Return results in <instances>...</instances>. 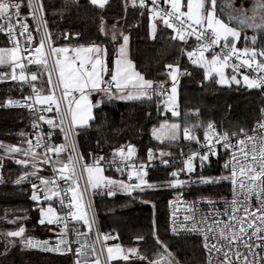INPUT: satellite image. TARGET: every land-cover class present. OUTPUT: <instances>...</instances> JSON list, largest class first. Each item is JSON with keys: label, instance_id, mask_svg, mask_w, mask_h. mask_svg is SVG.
I'll use <instances>...</instances> for the list:
<instances>
[{"label": "snow or ice", "instance_id": "snow-or-ice-1", "mask_svg": "<svg viewBox=\"0 0 264 264\" xmlns=\"http://www.w3.org/2000/svg\"><path fill=\"white\" fill-rule=\"evenodd\" d=\"M70 4L78 6V0H69ZM88 3L95 8L104 10L109 0H88ZM22 6L25 0H0V33H3L12 47H0V66H7L10 71L0 72V81L12 80L22 83L35 82L38 75L35 72H28L27 65H43L48 73L49 94L44 95L35 83L30 87L34 96H25L23 100L7 99L0 107H26L34 115L41 113L38 119L32 121V128L35 132V143L32 139L25 138L23 144L5 145L0 142V149L3 156H0V168L3 167L5 157L23 170L13 181L20 185L29 178H32L31 199L40 201V192H43L45 202L57 198L62 206L67 207L65 215L58 214L57 210L48 203L47 208H41L38 223L42 226L56 225L60 232L55 244L49 240H38L26 235V229L21 224L15 230L0 232L4 238V252L6 255L10 247L17 244L22 249H39L44 252L65 254L72 252L69 232L76 235L75 243L79 245L75 249L76 259L74 264H101L99 255L95 249V243L89 244L87 239L83 243L81 236L87 237L91 232L95 219L90 218L85 208L84 197L87 190L107 189L106 195L113 196L117 189L128 192L134 190L140 192L146 189H154L157 185L149 183L146 179L148 173L146 168L152 165L157 158L152 148L147 150V162L140 164H123L127 168L128 180L135 177L136 183H126L123 180H115L105 176L101 161L104 157H95L94 164L81 162L82 155L73 160L70 155L67 162L60 160V155L66 151L70 135L79 126L88 125L94 119L93 109L99 107L105 100L119 99L125 101H151L153 97L159 99L165 111H170L173 117L179 115L177 103V85L179 76L190 75L187 70H181L178 64H166V75L172 84L170 90L165 88V81L154 82L146 79L145 76L136 70V67L128 56L129 36L119 31L117 24L108 28L103 16H100L98 31L105 37H109L118 47L116 55L111 62L107 61L108 50L95 42L77 47H53L51 34L47 32V21L43 20L44 6L41 0H27V15L37 23V31H40L41 24L45 28L38 46L34 48L33 59H27L24 53L33 55L30 46L33 42V35L29 31L27 16L22 15ZM139 9L143 16L145 10L148 14L149 36L155 38L158 26L162 25L171 30L172 41L188 44L189 40L195 41L191 51L182 49L192 65L203 70V79H210L221 86L240 85L241 79L237 78L242 68L254 72L256 75H242V81L247 89H260L264 93V47L257 49L258 36L264 39V0H251L247 6L242 2L237 6L235 0H124L125 12L128 7ZM219 13V14H218ZM225 16L227 19L222 18ZM233 23L238 27L232 26ZM251 29L253 34L243 36L246 46L237 47L241 40V33ZM21 38L25 46H21ZM67 39V35L65 36ZM50 49V55L54 58L53 69H48V54L45 52V45ZM250 45V46H249ZM219 49V51H217ZM207 54V55H206ZM233 58L239 63L233 62ZM27 60V64H25ZM231 68V75L226 74V69ZM58 74L57 87L61 95H55L52 85V73ZM96 94L100 99L92 102L90 97ZM31 101V103H29ZM65 104L66 111L61 113V105ZM47 105V107H42ZM55 106L59 124L53 119H46L43 112L52 111ZM159 107V105H158ZM198 113V110H197ZM150 115V113H149ZM70 117V124L66 130L65 119ZM46 123L49 129L59 127L64 134L65 143L52 144V131L47 136L40 131V123ZM204 128L203 141L196 134L197 128ZM181 131L183 139L190 143L199 145L198 150L182 160L183 167L169 173L172 179L166 182L171 188H184L189 184H217L220 181H228L231 185V199L222 198L213 200L202 197L187 204L184 208L182 219L174 212L170 219V230L174 236L182 233L195 234L201 237V247L205 253L204 264H264V107L260 109V117L249 130L240 127L233 131H218L214 123L209 121L206 126L200 123L185 125L181 129L180 123L163 120L159 126H153L152 137L163 144L165 141L174 142L180 138ZM21 137H25L23 132ZM218 147L223 148L228 158L224 161L223 168L226 175L219 177L204 176L203 168L209 162L210 156H217ZM202 149V150H201ZM39 150V151H38ZM75 152V145H73ZM136 155V148L132 144L126 147L121 146L113 152V163L115 158L120 161H129ZM172 155L170 152L159 150L161 164L169 165V160L163 159ZM22 157V158H17ZM199 162L201 174L191 179L190 174L196 171V162ZM81 165V172L78 175L77 165ZM47 165L52 168L60 180L70 181L65 189L71 192V199L65 205V199L61 198V189L55 178L39 175ZM117 166V171H122ZM189 174V179L179 178L180 173ZM86 174V189L79 188V180ZM39 180V186L34 182ZM0 182L3 177L0 176ZM147 203L148 201H144ZM170 204L180 203L178 196L176 201ZM206 205L207 211L202 210L200 205ZM18 217L9 220L8 223H16ZM83 222L88 233L78 232L75 228L69 229L70 222ZM152 235L157 250L152 257L140 253L138 248H123L120 244L106 246L104 264H111L112 261H129L135 258L143 264H181L178 257L170 250L167 242L157 235L155 220H153ZM108 235L103 236V241L110 239ZM143 240L142 236L136 237ZM94 257V259H90Z\"/></svg>", "mask_w": 264, "mask_h": 264}, {"label": "trees", "instance_id": "trees-1", "mask_svg": "<svg viewBox=\"0 0 264 264\" xmlns=\"http://www.w3.org/2000/svg\"><path fill=\"white\" fill-rule=\"evenodd\" d=\"M44 6L43 18L47 21V32L51 34L53 47L87 46L95 42L107 48V60L116 55L115 45L109 37L98 31L100 16L107 24H117V28L129 36V58L136 70L146 79L154 82L165 81L168 86L166 64H177L180 59L181 70H187L190 75H181L177 85L178 109L180 117H173L164 110L157 97L151 101L107 102L101 104L93 111L94 119L89 126L77 129L76 140L79 153L84 157L83 163L94 164L95 157H104L109 160L113 152L121 146L132 144L136 148V160H142L148 148H152L159 157V150L170 152V158L179 151L187 148L182 143L183 133L174 142L165 141L161 144L151 135L153 126L167 119L169 122L180 123L181 129L185 125L200 123L206 126L211 121L218 131H233L240 127L250 129L259 119V108L264 105V96L257 89H246L242 86L221 87L215 80L203 79V70L192 65L180 42L170 39L171 30L158 26L155 38L149 36L148 14L145 10L143 16L139 9L130 6L125 12L124 0H109L104 10L91 6L87 0H78V6L70 4L69 0H41ZM26 3L24 11H27ZM237 26V25H236ZM253 34L251 29L242 31L241 40L237 47L246 46L243 36ZM67 35V39L65 36ZM4 43L0 38V44ZM193 45L191 40L186 50ZM250 46V45H249ZM257 49L264 47V39L258 36ZM182 52V54H181ZM37 73L36 86L46 90V82ZM229 75L230 71L227 69ZM26 96L25 83L19 81H0V105L7 99L23 98ZM159 105V107H158ZM198 110V113H197ZM150 113V115H149ZM32 118L25 110L0 107V142L5 145H18L23 147V140L30 134ZM23 132L25 137H21ZM204 128H197L196 134L203 136ZM0 149V156H3ZM66 160V155L61 156ZM182 163H169V165H153L148 169L149 183H165L170 180L169 173L176 168H182ZM23 169L7 157L3 160L0 174V232L15 230L21 224L25 229H33L30 236L46 237L56 234L50 226L38 223L39 212L31 199L32 190L29 181L16 185L13 181ZM106 175L124 176L117 170H105ZM196 173L201 174V168L196 165ZM203 175L219 176L226 171L217 161L209 160L202 171ZM180 179L184 180L181 172ZM226 185V184H225ZM223 181L217 184H189L184 188H171L163 186L137 192L131 195L115 193L106 195L107 190H94L91 192L94 209L97 215L101 232H113L117 235L121 246L125 249L137 246L140 253L152 257L158 246L152 235L153 220L157 235L167 242L170 250L178 257L181 264H204L205 254L196 239L175 238L168 234L166 202L174 196L183 194L187 197L214 195L219 193L220 187H225ZM144 201H148L145 203ZM17 219L16 223H8ZM46 230L50 234L43 235ZM43 231V232H42ZM41 234V235H39ZM142 236L144 239L138 243L134 240ZM5 241L0 236V253L4 252ZM0 264H71L68 255H52L37 252H25L17 244L10 247L6 255H0Z\"/></svg>", "mask_w": 264, "mask_h": 264}, {"label": "built area", "instance_id": "built-area-1", "mask_svg": "<svg viewBox=\"0 0 264 264\" xmlns=\"http://www.w3.org/2000/svg\"><path fill=\"white\" fill-rule=\"evenodd\" d=\"M25 3H27V0H25ZM27 12H28V10L24 11V6H22V15L27 16L26 22L29 24V31L31 32V34L34 37L32 45L30 46V49L33 50V55H29L28 52H25L24 55H25V57H27V59H33V57H34V48L36 46H38L39 41H40L42 35L45 32V28L41 24L40 31L38 32L37 31V23L32 20L31 16L27 15ZM43 20H44V18H43ZM0 38H3V40H4V43L0 44V47H9L10 48V47L13 46L11 43L8 42L7 37L3 33H0ZM190 41L191 40H189V42ZM192 41H193V45L191 46L190 50H187V51H191L192 48L195 46V41L194 40H192ZM180 44L183 47V49H186L187 44L185 45L183 42H180ZM21 46L22 47L25 46L23 38H21ZM217 51H219V49H217ZM45 52H46V54H48V69L51 70L54 67V58L50 55V49L48 48L47 44L45 45ZM181 54H182V52H181ZM24 62H25V64H27V60H25ZM233 62L239 63V61H236L235 58H233ZM177 64L180 66V64H181V60L180 59L177 61ZM39 66L41 67L42 70H44L45 82L47 84L48 73H47V71H45V68H44L43 65H39ZM27 70H28V72H35V73H37L39 71V69L36 67V64L27 65ZM228 70L230 71L229 75L233 74L231 68H228ZM3 71H10V69L7 66H0V72H3ZM242 73L243 74H248L250 76L256 75L254 72H251L250 70L244 69V68H242L240 70L239 74H242ZM6 81H8V80H6ZM57 81H58V74L55 71H53V73H52V85H53V88L55 89V95L57 97H59L61 95V92H60V89L57 87ZM31 83H34V82L29 81V83H25L26 96H34L35 95L32 92V89L30 87ZM164 87L168 89V86H164ZM37 88L41 89L38 86H37ZM257 90L264 96V93H262V91L260 89H257ZM42 93L44 95H47V94H49V90H48V92H44L42 90ZM153 98H155V96ZM13 100H21L22 101L23 98H13ZM29 103H31V101H29ZM42 107H47V105H43ZM66 107L67 106L65 104L61 105V113H64L66 111ZM261 107H264V105L261 106ZM261 107L259 108V117H260V109H261ZM9 108L25 110L28 114H30V116L32 118V121L34 119H38V116L41 114V113H36L34 115L26 107H23V108L22 107H9ZM178 111H179V109H178ZM42 114L45 116L46 119H53L56 124H59L60 118H58L57 115H56L55 106L52 107V111L43 112ZM179 117H180V111H179V115L177 116V118H179ZM39 123H40V131L45 135V137L47 136V133L49 131H52V138H51V141H50L52 144H63V143H65L64 134L60 131L59 127L55 128V129H49V126L46 123H43V122H39ZM69 124H70V117L68 119H65V122H64V127H65L66 130L68 129ZM76 132L77 131L75 129L72 132V134L70 135L69 140L67 141L68 147H67V149L65 151L66 162L68 161V158H69L70 155L72 156L73 160H75L77 158V156L80 155L79 148H78V145H77V140H76ZM27 138L32 139L33 143H35V132H34V130L32 128V123H31V127H30V134L28 135ZM200 139H201V141H203V136H201ZM182 143L187 148L186 150L179 151L178 153H176V155H174V156H172L170 158H163V159L169 160V163H175V162L182 163V160L184 158H186L190 154V152L198 150L200 148V146L196 145L195 143H190V142L185 141L183 139V136H182ZM73 145H75V152H73ZM23 147H26V145L23 144ZM227 158H228V156L225 153L224 149L218 147L217 156H210L209 160L217 161L219 163V165L223 168L224 161ZM112 161H113V157L111 159H109V160L101 161V165H102V167L105 170H116L118 165L122 167L123 164H137L138 165V164H140L142 162L146 163L147 162V151H146L145 156H144V158L142 160H136V157L134 156L129 161L122 162V161H120L119 157L115 158V163H113ZM81 164H83V162H81ZM153 165H163V164H161L159 158H156L152 162L151 166H153ZM196 165H199L198 161L196 162ZM151 166L146 168L147 173H148V169ZM177 169H180V168H176L174 170H177ZM0 170H1V168H0ZM76 171H77V174L79 175L80 172H81V165L80 164L77 165ZM119 172H121L123 174L124 180L127 183H131V184H135L136 183L135 177H133V179L131 181L128 180V176H127L128 169L127 168L122 167V171H119ZM226 174H227V171H226ZM39 175H43L45 177L55 178L56 179L57 185L61 189V198L65 199V205H67L69 200L71 199V192H67V191H65V189L68 187V184L70 183V181L60 180L58 175L53 172L52 168L47 166V165L44 166V170L41 171L39 173ZM0 176H1V174H0ZM146 179L149 181V176L148 175H147ZM31 181H32V179L30 180L29 186H30L31 190L33 191L32 187H31ZM34 182L39 186V180H35ZM221 182L222 181H220V183ZM223 184L224 185L226 184L225 187L224 188L220 187L219 193L214 194V195L187 197V196H185L183 194H179V195H174V196L170 197L167 200V202H166L168 234L171 237H175V238L196 239L200 243V246H201V237L198 236V235L182 233L180 236H174L171 233V230H170V219L172 218V214L174 212L177 214V216H179L180 219H182L183 213H184V208L187 206V204L192 202V201H194V200H199L202 197L211 198L213 200H218V201L221 200L222 198L231 199V185H230V183L228 181H223ZM79 188L81 190H85L86 189V175H84L83 179L79 180ZM40 195L42 197V199L40 201H33V203H34V205H35V207H36V209L38 210L39 213H40V209L42 207L43 208H47L48 203L52 204V206L57 210L58 214L65 215L67 213V207L62 206L59 203V200L57 198L54 197L53 201L45 202L43 200V192H40ZM178 196L180 197V203H173V204L169 203L170 201H176ZM84 203H85V208H86V211L88 212L89 217L95 219V224L93 225L91 232L88 233V230L82 224L74 223V222H70L69 223V229L75 228L78 232L88 233L87 237H85V236H81L80 237L81 243H83L85 241V239H87V242L89 244H92L93 242L97 241V237L99 236L100 239H101V242L95 243V249H96L97 254L99 255V258L101 260V264H104L107 254H106V251H104L102 249L101 245L104 244L106 246H114L116 244H120V242H119V239H118V237H117V235L115 233H113V232H110V233L101 232L100 227H99V223H98V219H97V215H96V212H95V209H94L93 199H92V195H91V191L90 190H87V192H86V195L84 197ZM200 207L204 211L208 210L206 205L201 204ZM50 227L53 228L56 231V234L50 235V236H46V237H35V236H32V237H34V238H36L38 240H49V242L54 245L56 240H57V238H58V234L60 232V227L56 226V225H52ZM104 235H108L111 238L108 239L107 241H103L102 238H103ZM68 239L70 241V246H71L73 251L65 253V254L53 253V252H44V251H40L39 249H22V248L21 249L24 250L25 252H37V253L52 254V255H68L70 257V263L74 264V261L76 259L75 249L77 247H79V245L77 243H75L76 235L73 232H71V231L69 232ZM90 259H94V257H90ZM111 264H143V262H141V261H139V260H137L135 258H131L127 262L122 261V260L121 261L114 260V261L111 262Z\"/></svg>", "mask_w": 264, "mask_h": 264}, {"label": "rangeland", "instance_id": "rangeland-1", "mask_svg": "<svg viewBox=\"0 0 264 264\" xmlns=\"http://www.w3.org/2000/svg\"><path fill=\"white\" fill-rule=\"evenodd\" d=\"M218 2H219V0H218ZM242 2V0H235V4L238 6L240 3ZM243 2L245 3V5L247 6L249 3H251V0H243ZM219 14V13H218ZM222 18H224V19H227L225 16H222ZM232 26H234V27H238V25L236 26V24L235 23H233V25ZM108 28H111V26H107ZM238 43V42H237ZM36 67L39 69V70H41V72H40V76H42L43 77V75H44V80L43 81H45V73H44V70H42L41 69V67L39 66V65H37L36 64ZM226 74H228L227 73V69H226ZM242 75H243V73L242 74H238L237 75V78L238 79H241V84H240V86H242V87H244V88H246L247 89V87L246 86H244V84H243V81H242ZM168 89L170 90V88H171V84H172V82H171V80H170V78H168ZM34 83H36V81L34 82ZM47 85V84H46ZM219 85V84H218ZM219 86H221V85H219ZM221 87H229V86H221ZM250 90H252V89H250ZM44 92H45V90H43ZM48 92V91H47ZM177 102H178V95H177ZM167 113H170L171 114V112L170 111H166ZM172 115V114H171ZM177 117V116H176ZM17 158H22V157H17ZM90 165V164H89ZM46 166V165H45ZM104 169V168H103ZM105 176H107V177H110V178H112V179H115V180H123L121 177H115V176H113V177H111V176H108V175H106V173H105V171H104V173H103ZM86 175V174H85ZM224 175H226V174H224ZM190 176H191V179H193V180H195L199 175H198V173H196V171L194 172V173H192V174H190ZM204 176H207V175H204ZM219 176H221V175H219ZM219 176H212V177H219ZM189 179V174H185L184 173V180H188ZM123 181H125V180H123ZM126 182V181H125ZM127 183V182H126ZM153 184H155V185H157L158 187H160L161 186V184L163 185V186H166V182L165 183H161V182H157V183H154L153 182ZM192 185H202V184H192ZM99 190H104V189H99ZM107 190V189H106ZM146 190H148V189H146ZM91 192H93L94 190H90ZM137 192H140L139 190H134L131 194H134V193H137ZM115 193H120V194H124V195H128V192H126V191H123V190H120V189H117L116 191H115ZM72 195V194H71ZM40 218V217H39ZM74 222V221H73ZM74 223H77V222H74ZM80 224H82L83 225V222L81 221V222H79ZM43 231L45 232L43 235H47V234H50V232L49 231H47L46 232V230H44L43 229ZM42 231V232H43ZM33 234V229L32 228H30V229H26V235H29V234ZM39 235H41V234H39Z\"/></svg>", "mask_w": 264, "mask_h": 264}, {"label": "crops", "instance_id": "crops-1", "mask_svg": "<svg viewBox=\"0 0 264 264\" xmlns=\"http://www.w3.org/2000/svg\"><path fill=\"white\" fill-rule=\"evenodd\" d=\"M87 1H88V0H87ZM111 25H113V24H107V26H111ZM118 30L121 31L119 28H118ZM124 33H125V32H124ZM109 38H110V36H109ZM110 40H111V39H110ZM118 42H122V41H118ZM206 55H207V54H206ZM128 56H129V45H128ZM113 59H114V57H113L112 59H110V60H107L110 66H111V62H112ZM129 59H130V58H129ZM46 86H47V88H46L45 92H47V91L49 90L48 85H46ZM90 99L92 100L93 103H95L96 100L100 99V97H99L98 95H96V94H93V95L90 97ZM107 102H127V101H125V100H119V99H112V100L109 101V100H107V99L105 98V100H104L103 103H107ZM103 103H102V104H103ZM97 108H98V107H97ZM95 109H96V108H94L93 111H94ZM91 121H92V120H90L89 123H88V125H86V126H83V127H79V126H78V127L76 128V130H77V129H82V128H86V127H88ZM63 154H65V152H63V153L60 155V160H61L62 162H66V160H64V158L61 157Z\"/></svg>", "mask_w": 264, "mask_h": 264}, {"label": "water", "instance_id": "water-1", "mask_svg": "<svg viewBox=\"0 0 264 264\" xmlns=\"http://www.w3.org/2000/svg\"><path fill=\"white\" fill-rule=\"evenodd\" d=\"M148 28H149V27H148ZM231 86L239 87L240 85L232 84ZM140 241H141V240H137V239L134 240L135 243H138V242H140ZM133 247H136V248H137V246H133Z\"/></svg>", "mask_w": 264, "mask_h": 264}]
</instances>
